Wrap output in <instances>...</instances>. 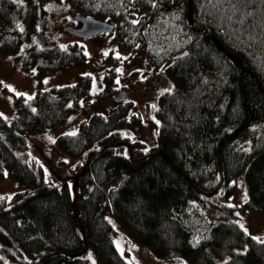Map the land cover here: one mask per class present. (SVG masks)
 Segmentation results:
<instances>
[{
	"label": "trees",
	"instance_id": "trees-1",
	"mask_svg": "<svg viewBox=\"0 0 264 264\" xmlns=\"http://www.w3.org/2000/svg\"><path fill=\"white\" fill-rule=\"evenodd\" d=\"M45 1L0 0V55L24 47L21 66L37 81L86 61L79 43H36ZM54 1L113 24L120 52L143 55L154 68L170 59L161 73L171 87L158 97L160 127L149 150L122 135L139 125L123 101L59 135L62 152L84 156L72 186L28 156L27 134L87 113L90 77L14 99V118L0 115V175L7 170L19 187L0 199V264H90L88 247L99 264H129L109 215L129 241L165 261L264 264V240L235 221L239 212L264 214V0H194L192 25L187 0ZM165 6L174 9L161 14ZM116 75L114 67L104 72L100 101L114 98ZM239 178L247 199L235 204Z\"/></svg>",
	"mask_w": 264,
	"mask_h": 264
},
{
	"label": "rangeland",
	"instance_id": "rangeland-1",
	"mask_svg": "<svg viewBox=\"0 0 264 264\" xmlns=\"http://www.w3.org/2000/svg\"><path fill=\"white\" fill-rule=\"evenodd\" d=\"M41 8L46 15L42 30L46 42L64 48L74 42L79 43L84 48L86 61L83 64H75L67 70L56 71L37 81L34 70H24L21 66L19 56L24 47L15 55H0V115L8 121L14 118V99L18 96L30 100L37 91L72 85L76 82L77 76L88 75L91 79V100L85 109L87 113L72 114L63 125L46 132L27 134L32 143V147L26 150L28 156L48 165L52 171L53 181L71 177L69 183L72 186L73 178L84 162V156L72 157L62 152L57 147L56 139L62 134L76 133L80 123L93 112L107 116L114 107L112 98L100 101L97 97L103 89L104 72L112 67L116 69V91L113 97L119 91H126L127 95L123 102L130 104L129 115H136L139 118V125L135 127V131L123 130L122 135L127 138L126 140L138 137L143 142V150L146 151L157 144L160 127L156 117L158 97L164 89L168 90L171 87L170 81L163 77L161 71L171 60H167L162 68H154L143 55L120 52L113 32L84 39L64 31L63 26H75L73 15L78 14L67 1H45ZM238 184L240 190L238 195L230 199L235 204L245 199L246 194L240 178ZM18 188V183L9 177L7 170H4L3 175H0V199L8 200ZM108 220L115 230L113 238L115 247L129 264H188L183 261L169 262L156 257L148 248L129 241L111 215L108 216ZM235 221L240 226L243 225L242 228L253 238L264 240V214L252 211L239 212ZM86 258L90 264H99L90 247Z\"/></svg>",
	"mask_w": 264,
	"mask_h": 264
},
{
	"label": "water",
	"instance_id": "water-1",
	"mask_svg": "<svg viewBox=\"0 0 264 264\" xmlns=\"http://www.w3.org/2000/svg\"><path fill=\"white\" fill-rule=\"evenodd\" d=\"M193 3H194V0H187L186 20H187L189 25L193 24ZM173 9H174V6H171L169 8H167L165 6L160 10V13L165 14V13L173 11ZM45 19H46V15H43L41 20H40V24H39L40 32L36 35L35 40H36L37 44H39L42 48L51 49L53 47V45L48 44L46 42L45 36L42 32V30L44 29V26H45ZM75 19L77 21H80L82 23V26L79 29H73L71 27H65L64 30L75 35V36H77V37H79V38L87 39L89 37L96 36L100 33H110L114 29V26L110 22L95 19L93 17L76 15ZM212 40H213L215 46L225 54L228 61L234 67H236V68L241 67L240 60L235 55L227 52L224 49V47L215 38H212ZM124 96H125L124 93H119L118 95H116L113 98V100L115 102H121L125 98Z\"/></svg>",
	"mask_w": 264,
	"mask_h": 264
},
{
	"label": "flooded vegetation",
	"instance_id": "flooded-vegetation-1",
	"mask_svg": "<svg viewBox=\"0 0 264 264\" xmlns=\"http://www.w3.org/2000/svg\"><path fill=\"white\" fill-rule=\"evenodd\" d=\"M75 16L76 15H73V20L76 22H74L75 23V26H63L62 27V29L64 30V28L65 27H71V28H73V29H79L81 26H82V23L80 22V21H77L76 19H75ZM108 22V21H107ZM114 26V25H113ZM113 33H115V28L113 29V31H112ZM112 32H110V33H112ZM79 38V37H78ZM153 68V67H152ZM118 93H124L125 94V96L124 97H126V95H127V93H126V91H119ZM113 99V98H112Z\"/></svg>",
	"mask_w": 264,
	"mask_h": 264
},
{
	"label": "snow or ice",
	"instance_id": "snow-or-ice-1",
	"mask_svg": "<svg viewBox=\"0 0 264 264\" xmlns=\"http://www.w3.org/2000/svg\"><path fill=\"white\" fill-rule=\"evenodd\" d=\"M245 199H247V195L245 194ZM241 227H243V225H241ZM118 247H119V245H118Z\"/></svg>",
	"mask_w": 264,
	"mask_h": 264
}]
</instances>
